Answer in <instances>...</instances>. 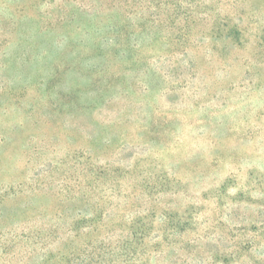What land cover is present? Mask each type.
I'll list each match as a JSON object with an SVG mask.
<instances>
[{
  "label": "rangeland",
  "instance_id": "1",
  "mask_svg": "<svg viewBox=\"0 0 264 264\" xmlns=\"http://www.w3.org/2000/svg\"><path fill=\"white\" fill-rule=\"evenodd\" d=\"M0 169V264H264V0H0Z\"/></svg>",
  "mask_w": 264,
  "mask_h": 264
},
{
  "label": "trees",
  "instance_id": "2",
  "mask_svg": "<svg viewBox=\"0 0 264 264\" xmlns=\"http://www.w3.org/2000/svg\"><path fill=\"white\" fill-rule=\"evenodd\" d=\"M97 67L98 66H96L95 68ZM3 140L5 141L6 138L4 137ZM5 151L6 150L1 152V154L5 153ZM85 154L88 157H86ZM85 154L82 153V155L79 157H85L88 161H91L92 158L91 154L87 152ZM94 168L97 169V167H94L93 164L90 167V170L89 169L86 170L87 168L85 167L84 168L85 170H82L79 173V177L74 180L73 185L68 184L67 182L64 181V183L60 187L61 189L56 194L57 197L53 196L56 199V201L61 205L63 202L72 200L78 194L82 195L84 192L93 193L96 191V189L102 187L103 186L102 182L106 180L108 172H105L106 170L105 168H99L100 169L99 171L94 172L95 171ZM8 170H10V168ZM0 171L2 170L0 169ZM84 172H85V176L83 175ZM91 173H94L95 175L92 176ZM47 174L48 173H46L45 176H47ZM15 177H16L15 175H10L8 177V180H11V184L8 183V180H6V178H4L3 181L0 183V218L6 216V212H5V207H7L6 205L9 203H15L16 200L17 201L20 200V202L19 203L17 202L11 210V214H13L14 219L20 216L22 213L29 211L31 205L36 203L35 200L38 198L39 194L42 193V187H43L42 184L45 181L44 179L40 178V176L38 180H33L30 184L29 181H27V179L25 178H21L20 180H17V178ZM118 187L119 185L112 188L117 190ZM27 189L30 190L31 192L26 191ZM60 207L61 206H57L58 211H60L59 210ZM103 220H104V211L102 210L99 211L98 213H93V214L89 212L88 213L82 212V214H80L79 219L73 220V224L69 228V233H70L68 234L69 238L66 240L71 241L73 239V236L76 237L75 236L76 233H80V231L85 227L88 229H92V227L95 228L98 227L103 222ZM57 228H55V226H51V228L48 231L42 229V234L41 233L35 234L32 236V238L35 239L37 237H41L43 242L55 241L57 240L56 235H58ZM0 234L4 235V232L2 231L0 232ZM140 234L142 235V238L146 236L145 231L141 232ZM56 256L59 259V261L63 262L64 264H89L88 260L85 261L80 260V258H78L80 254L76 251H70V252H67L66 250L58 251Z\"/></svg>",
  "mask_w": 264,
  "mask_h": 264
}]
</instances>
